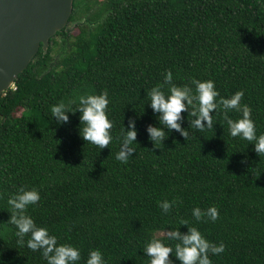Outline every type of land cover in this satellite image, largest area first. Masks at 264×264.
Listing matches in <instances>:
<instances>
[{"label":"trees","instance_id":"1","mask_svg":"<svg viewBox=\"0 0 264 264\" xmlns=\"http://www.w3.org/2000/svg\"><path fill=\"white\" fill-rule=\"evenodd\" d=\"M76 21V34L58 33L15 89L0 94V264H48L54 255L44 254L46 245L29 249L30 233L14 234L11 217L20 210L6 201L20 186L39 192L26 213L58 244L78 247L77 264L92 249L106 264H147L149 238L175 228L186 234L187 227L223 243L222 252L208 253L211 264H264V154L254 140L229 135L221 107L209 111L211 128L192 124L191 106L181 111L179 129L169 128L148 96L166 70L172 84L193 90L192 79H211L217 99L243 91L240 104L250 107L256 135L264 133V0H74ZM102 91L113 139L100 148L80 135L75 104L66 122L50 107ZM226 111L233 120L241 115ZM130 124L136 136L125 145ZM150 126L163 130L159 141ZM164 200L175 201L168 213L159 207ZM210 206L215 220L192 216L193 208Z\"/></svg>","mask_w":264,"mask_h":264},{"label":"clouds","instance_id":"2","mask_svg":"<svg viewBox=\"0 0 264 264\" xmlns=\"http://www.w3.org/2000/svg\"><path fill=\"white\" fill-rule=\"evenodd\" d=\"M172 73L166 70L163 77V83L157 84L148 90V96L151 100V107L154 111H160L161 124H166L169 128L179 129L176 123L182 110H186V106H191V116H196L192 124L203 130L212 126V116L209 115L211 109H217L218 106L224 109L223 115L228 125L229 135L232 137L255 141L254 149L258 154H264V133L256 135L255 123L251 119V109L247 104H240L243 91H236L229 98L220 97L218 91L214 87L211 79L197 80L192 79L193 88L188 85L177 86L171 83ZM168 85L165 92L164 85ZM167 97V98H165ZM75 104L80 111V135L89 143L103 148L109 145L113 139L110 130L113 128V122L109 119V98L107 91L99 94H81L75 100L65 104L60 102L50 107V114L58 118L59 121H67L66 111H75L70 105ZM235 109L241 115L233 120L227 114L226 110ZM201 120L206 125L201 124ZM122 131V130H121ZM148 131L151 137L159 141L164 136L161 128L149 127ZM182 134L187 136V132L183 130ZM136 132L132 125L129 130L123 134V143L125 145L134 141ZM116 159L125 161L124 151L116 153ZM40 200V194L35 188H25L20 186L16 191L7 197V205L10 210H20L19 218L15 211L11 217V223H14L18 231L15 235H23L30 233L27 240V247L35 250L38 246H47L44 248V254L54 251V255L48 257V264H77L80 260V249L70 243H57V237L49 233L47 227L37 226L33 218L26 213L28 205H35ZM175 201L164 200L159 203L162 212L168 213ZM202 215L208 216L210 219L217 218V209L215 206L208 207L203 213L199 207L192 209V216L199 221ZM187 225V221L181 222ZM165 239L174 243H166ZM147 253V264H211L208 253L218 254L223 251V243L218 246L210 244L208 240L202 236L197 227H187V233H181L179 228L167 229L164 238L153 235L149 238L142 248ZM175 259L170 258V253ZM84 264H106L103 254L99 249H92L88 252L87 259Z\"/></svg>","mask_w":264,"mask_h":264},{"label":"water","instance_id":"3","mask_svg":"<svg viewBox=\"0 0 264 264\" xmlns=\"http://www.w3.org/2000/svg\"><path fill=\"white\" fill-rule=\"evenodd\" d=\"M74 0H0V94L16 80L40 50L70 23Z\"/></svg>","mask_w":264,"mask_h":264},{"label":"rangeland","instance_id":"4","mask_svg":"<svg viewBox=\"0 0 264 264\" xmlns=\"http://www.w3.org/2000/svg\"><path fill=\"white\" fill-rule=\"evenodd\" d=\"M77 24H78L77 21L76 22L69 23V25L67 26V30L70 33L76 34L78 32ZM64 52H65V48H63L62 46L61 47H58V49L55 50L54 53H53V58L54 59H60L62 57V55L64 54Z\"/></svg>","mask_w":264,"mask_h":264}]
</instances>
